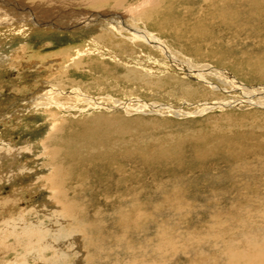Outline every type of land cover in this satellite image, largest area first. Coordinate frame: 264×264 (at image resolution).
I'll return each mask as SVG.
<instances>
[{
	"label": "rangeland",
	"instance_id": "rangeland-1",
	"mask_svg": "<svg viewBox=\"0 0 264 264\" xmlns=\"http://www.w3.org/2000/svg\"><path fill=\"white\" fill-rule=\"evenodd\" d=\"M35 1L0 0V264H264V0L137 7L191 70Z\"/></svg>",
	"mask_w": 264,
	"mask_h": 264
},
{
	"label": "bare ground",
	"instance_id": "bare-ground-1",
	"mask_svg": "<svg viewBox=\"0 0 264 264\" xmlns=\"http://www.w3.org/2000/svg\"><path fill=\"white\" fill-rule=\"evenodd\" d=\"M120 1L121 0H117L115 5L117 6L118 4H120L121 3ZM108 2H109V0H70L69 3L65 2L64 0L63 1L62 0H56L55 2H53V1L49 2V0H36L35 1V4L37 5L36 10L38 9L37 13L40 16L39 17L40 20L38 18H36V16L34 14H32V16L36 20L37 24H41V21H43L44 24H42V26L43 25H44V27L51 26V27L56 28L58 30H72V31L77 30L78 31V30H84L86 28H90L94 25L102 28V27H105L104 24H107V26H109V29L107 28V30L113 29V30H116L120 33L126 29L129 33H131L132 38L143 40L146 43L152 45L153 47H157L158 49H160L164 53V55L173 64H175V65H177V66H179L185 70L193 69V68H191V66L189 64H186L185 62L180 61L179 58H177L165 46V44L158 37H156L151 31H149L148 29H145V28L144 29L140 28V27H138V25L135 24V22H133V21H137L136 16L140 17V14H141L140 12H136L137 7H142L143 4L145 6L147 2L150 3V0H143L138 4L132 5L130 7V9H127L124 11L123 10L122 11H114V10L109 9L107 7L103 8L104 5H102V4H105ZM58 3H59V5H57ZM63 3L67 4V5L63 6ZM51 4H53V7H54V9L52 11H54L56 14L50 13L51 8H52ZM71 5H89L88 7H93V8L87 9V7H84V9H75V8H72ZM42 8H43V10H41ZM85 8L87 10H85ZM113 8H114V6H113ZM31 9H32V7H31ZM18 16L24 17L25 15L24 14L21 15V13L16 12L11 7L10 8H6L4 6L0 7V25H7V24L15 25L16 23L19 22L18 19H16V17H18ZM128 20H131L132 23H130ZM48 28H50V27H48ZM101 34H102V30L99 31L98 34L93 37V39H95V41L97 40L100 42H101V40L104 41L103 36H100ZM72 50H75V49H72ZM76 50L81 51V49H79V47L76 48ZM70 53H72V52H70ZM73 55H74V53H73ZM67 57H69V56H67ZM212 70L214 72H216L217 74L222 75V76H225V74H226L232 80V82L234 81V78L232 77V75L229 72L222 71V70L218 71L215 69H212ZM203 71H205V70H203ZM207 71H210V70H207ZM210 73H211V71H210ZM212 87L217 88L216 86H212ZM246 89L250 90V88H248V87ZM251 93L252 92L248 91V94H246V95H248V97H249L251 95ZM217 103L218 102H216L214 104H217ZM206 106H208V104ZM57 192L60 194V197L63 196L64 199H66V197L64 196L65 193L62 192L61 189L57 190ZM4 202L1 201V203H4ZM63 208H67L68 213H70V210L72 209V203L71 202L70 203L66 202V204L64 203ZM39 233L41 234V236L44 237V235H42V234H44L42 231H39ZM52 239H54V238H52ZM34 240H35V238H34ZM37 240L39 241V238ZM52 241H55V240H52ZM37 244H40V243L37 242ZM44 244H45V242L43 241L42 248H41V244L37 245V246L35 244V246L37 247L36 251L39 252L40 250H42L44 248ZM47 245H48V243H47ZM13 248L14 247H12V249ZM9 250H11V246L6 245L5 243L0 245V254H5V252H8ZM38 254L41 255L42 252H39ZM48 258L53 259L52 255H50ZM43 264H45V263L43 262Z\"/></svg>",
	"mask_w": 264,
	"mask_h": 264
}]
</instances>
